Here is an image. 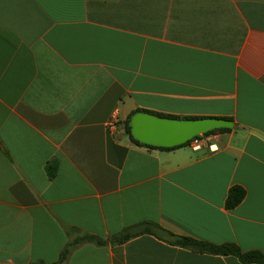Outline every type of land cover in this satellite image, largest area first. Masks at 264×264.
Here are the masks:
<instances>
[{
    "label": "crops",
    "instance_id": "obj_1",
    "mask_svg": "<svg viewBox=\"0 0 264 264\" xmlns=\"http://www.w3.org/2000/svg\"><path fill=\"white\" fill-rule=\"evenodd\" d=\"M136 111L233 127L211 151L147 147L124 128ZM143 220L264 252V0H0V264L56 262L60 222L107 239L62 264H244L110 241Z\"/></svg>",
    "mask_w": 264,
    "mask_h": 264
},
{
    "label": "trees",
    "instance_id": "obj_2",
    "mask_svg": "<svg viewBox=\"0 0 264 264\" xmlns=\"http://www.w3.org/2000/svg\"><path fill=\"white\" fill-rule=\"evenodd\" d=\"M133 114L134 112H132L129 115L128 119L125 122L124 128L129 138L136 144L144 145L147 147L172 149L180 145H185L192 140V139L188 140L183 144L173 146V147H160V146H154V145H148V144L141 143L138 140H136L131 135V132H130V118ZM157 115L174 117V116L163 115V114H157ZM227 130H230V128L213 129L203 134H210V133L222 132V131H227ZM5 154L8 156L7 152H5ZM57 166H58V163H57V160L55 159L50 160L45 165V172L47 173V176L49 177V179H53L55 177L56 172H57ZM245 193L246 191L242 186L233 185L232 187H230L227 192L226 198H225V203H224L225 208L229 210L233 209L235 206H237L242 201V199L245 196ZM60 224L63 230L65 231V234L67 235L68 240L65 246L60 251L58 260L51 264H62L67 259L70 251L76 245L84 241L92 242L98 245H101L107 242V239H104L96 234L83 230L81 227H78L75 225H69L64 222H60ZM72 233H73V236L70 238ZM144 233L152 234L158 237L159 239H163L167 241L170 244L184 247L192 251L207 252V253L220 254V255H233L237 257L244 264H251V263L264 264V252L259 249L242 250L237 244L233 242L214 244L211 242L193 238L191 236L174 234L171 231L159 225L158 223L151 221V220H143L140 222H136V223L124 226L118 233L111 236L110 241L120 243L134 236H137L139 234H144Z\"/></svg>",
    "mask_w": 264,
    "mask_h": 264
},
{
    "label": "water",
    "instance_id": "obj_3",
    "mask_svg": "<svg viewBox=\"0 0 264 264\" xmlns=\"http://www.w3.org/2000/svg\"><path fill=\"white\" fill-rule=\"evenodd\" d=\"M232 127L231 120L214 117L176 118L136 111L130 118V132L136 140L160 147L177 146L210 130Z\"/></svg>",
    "mask_w": 264,
    "mask_h": 264
},
{
    "label": "built area",
    "instance_id": "obj_4",
    "mask_svg": "<svg viewBox=\"0 0 264 264\" xmlns=\"http://www.w3.org/2000/svg\"><path fill=\"white\" fill-rule=\"evenodd\" d=\"M107 127L112 132H117V130L120 128L119 119L116 113H113L107 121ZM214 138L215 135L213 133L199 134L198 136L192 138V140L189 142V146L193 151H201L204 148H207L211 151L216 147L215 143L212 142Z\"/></svg>",
    "mask_w": 264,
    "mask_h": 264
}]
</instances>
